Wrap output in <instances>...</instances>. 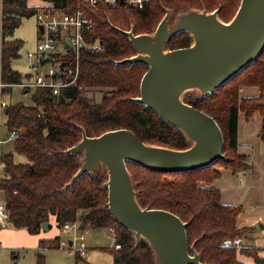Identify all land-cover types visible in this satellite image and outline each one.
Listing matches in <instances>:
<instances>
[{
  "label": "trees",
  "instance_id": "16d2710c",
  "mask_svg": "<svg viewBox=\"0 0 264 264\" xmlns=\"http://www.w3.org/2000/svg\"><path fill=\"white\" fill-rule=\"evenodd\" d=\"M51 4L49 11L72 13L77 0H40ZM241 0H148L143 7L118 6L109 9L101 2L96 9L80 5L92 20L93 27L84 34L89 46L100 45L101 51L84 50L80 54L79 77L75 86L52 96L48 89H36L31 105L21 103L6 106L4 114L9 132H16L15 154L28 163L15 164L13 154L0 155V190L9 212V224L16 230L37 235L44 224L54 217L61 231L66 224L77 223L81 230L112 229L114 247L108 251L113 264H155L148 244L135 242L133 234L118 226L107 207L106 177L85 174L73 178L80 167V155L68 150L78 144L82 134L89 138L115 130H129L147 145L186 150L189 142L175 127L161 120L150 109L137 104L140 82L147 67L140 63H123L136 55L129 40L122 34L132 31L135 36L152 34L161 19L172 14L196 10L212 13L229 23ZM40 12L27 0H0V83L1 93L21 84V75L12 69L19 58L23 42L13 39L23 19ZM231 19V20H230ZM190 35L182 32L171 37L166 50L188 48ZM59 58L58 56H55ZM29 78V76H26ZM257 88L258 95L241 97L243 90ZM103 92L100 103L88 96ZM184 103L214 119L223 137V158L194 171L159 173L126 163L136 186L141 208L163 210L187 224L188 246L198 254L201 264H243L239 255L264 264L258 250L248 247L223 246L248 233L239 229L240 207L223 206L219 191L211 186L221 175L220 168L232 174L251 171L249 157L238 152L237 120L239 112L246 121L261 117L259 136L264 141V49L261 55L240 71L231 81L203 98L183 99ZM50 228V225L48 226ZM60 236L41 240L40 250L58 249ZM36 264H45V257L36 253Z\"/></svg>",
  "mask_w": 264,
  "mask_h": 264
},
{
  "label": "water",
  "instance_id": "95a60500",
  "mask_svg": "<svg viewBox=\"0 0 264 264\" xmlns=\"http://www.w3.org/2000/svg\"><path fill=\"white\" fill-rule=\"evenodd\" d=\"M217 15L218 10L167 13L152 34L122 33L136 52L123 63L147 67L139 97L133 101L178 129L189 142L188 149L147 145L129 130H115L94 138L82 134L81 141L68 150L80 155L73 181L98 168L105 171L108 211L118 226L133 234L136 243L143 240L148 244L155 264L201 263L193 246H188L187 224L167 211L141 208L126 163L159 173H181L222 159L223 137L216 122L184 103L182 97L190 91L197 92L196 98L211 95L264 49V0H241L229 23L221 22ZM38 31L42 33L41 26ZM182 32L190 35L191 46L166 50L167 41ZM47 228L44 224L43 229Z\"/></svg>",
  "mask_w": 264,
  "mask_h": 264
},
{
  "label": "crops",
  "instance_id": "0c3cea01",
  "mask_svg": "<svg viewBox=\"0 0 264 264\" xmlns=\"http://www.w3.org/2000/svg\"><path fill=\"white\" fill-rule=\"evenodd\" d=\"M28 6L30 5L28 4ZM30 7L39 8L44 14L58 12L49 11L48 9L52 7L51 4L42 1L40 6ZM257 95V88L243 90L240 93L241 97H254ZM261 121V117L257 114L249 121H246L245 115L239 112L237 120L238 152L249 157L251 171L244 175H234L230 170L220 168L221 175L212 182L211 186L219 191V202L221 205L241 208L237 218V225L239 229H248V233H245L240 246L244 247L243 243L245 238L248 237V242L251 245L248 248L257 249L258 257L264 259V141L259 136ZM0 141L2 142L0 144L1 148L4 141L1 139ZM6 141H8V138ZM3 154L8 153L0 151V155ZM49 225L50 228L42 229L37 235H30L25 230H16L10 224L1 226L0 250L13 252L12 254H18L19 251L26 250L41 251L39 242L41 240H51L59 235L60 232L56 227L54 217L49 219ZM54 228L56 230L52 233L51 230ZM84 231L86 230H81L80 232ZM238 260L243 264H255L253 258L244 255H239Z\"/></svg>",
  "mask_w": 264,
  "mask_h": 264
},
{
  "label": "built area",
  "instance_id": "2783aa9c",
  "mask_svg": "<svg viewBox=\"0 0 264 264\" xmlns=\"http://www.w3.org/2000/svg\"><path fill=\"white\" fill-rule=\"evenodd\" d=\"M77 1L78 7L72 13H38L36 15L38 26L42 28V33L40 34L41 40L37 44L36 54H27L28 58L35 56L34 63L29 66L30 72L33 73V78L32 76L26 78L24 82L17 85L26 92L32 89H48L52 96H58L62 90H68L76 85L79 77L80 54L87 49L101 51L100 45L89 46V44L85 42L84 34L92 29L93 22L88 18L86 12L80 5L88 6L90 9H96L98 3L101 2L109 9H114L118 6L141 8L148 0ZM50 59L54 60L52 63L55 66L52 64V66L43 72L41 70L42 67H44L47 60ZM61 64H63L62 69H60ZM2 87L3 85L0 83V93ZM3 108H6V104L0 101V110ZM17 137V133L13 131L9 133L8 140L14 141ZM1 143L0 141V144ZM7 224H9V212L6 208L3 192L0 190V227ZM68 231H73L78 235L75 237V240L80 241L77 252L81 257H84L87 254V248L84 244L85 238L79 231L78 224H66L61 229L62 233H67ZM108 232L114 236V231L112 229H108ZM67 242L61 241L60 246H67L71 241ZM72 244L73 242H71V245ZM240 245L241 239L239 238L234 239L233 242L226 241L223 243L225 247L234 246L235 248H239ZM114 248L118 250L120 246L114 244Z\"/></svg>",
  "mask_w": 264,
  "mask_h": 264
},
{
  "label": "rangeland",
  "instance_id": "374dc122",
  "mask_svg": "<svg viewBox=\"0 0 264 264\" xmlns=\"http://www.w3.org/2000/svg\"><path fill=\"white\" fill-rule=\"evenodd\" d=\"M27 1L30 6H40L41 2L40 0ZM40 13L42 12L40 11L39 14ZM167 13L171 12L168 11ZM173 15L176 16L175 14ZM173 19L174 18L169 20L170 25L173 23ZM155 30L156 28L154 29V31ZM154 31L152 33H154ZM13 39H18L23 42V48L19 53V58L12 61L11 67L21 75V82H24L26 76H32L33 78V73L30 72L29 66L34 63L35 60V56L32 58H28L27 54H36L37 44L41 40L40 33L38 31L36 16H33L30 19H23L21 21L20 27L15 30ZM53 59L47 60L45 66L41 69L43 72H45L50 66H52V62L54 61ZM33 93L34 89L26 92L19 86H13L9 92L0 94V101L6 103V106L18 103H21L25 106H30L32 104L31 96ZM102 94L103 92L96 91L90 93L88 96L92 97L94 102L100 103L103 96ZM188 96L196 98L197 92H187L183 95L182 99ZM3 109L0 113V139L4 141V143L1 146L0 151L3 153H12L15 164H26L28 163V161L24 156L14 153L12 146L13 142H8L9 140L6 141L7 138H9V130L5 125L6 117ZM95 174H101L106 177L105 171L101 168L95 170L92 175ZM55 230L56 228L52 229L51 232L53 233ZM82 234L85 238L84 244L87 248V254L84 257H81L77 252L79 249L80 241L75 240V237L78 235L73 231H68L67 233H62L60 231V240L66 242L71 241L73 242V244L71 246H69V244L64 247L60 246L58 249L41 250L40 253H42L45 257V264H113V260L108 249L114 247V236L110 234L107 229L86 230L82 232ZM243 246L251 247L248 242V237L245 238ZM36 252L37 251L26 250L19 251L18 254H12L13 252L0 250V264H36ZM15 257L16 259H14Z\"/></svg>",
  "mask_w": 264,
  "mask_h": 264
}]
</instances>
